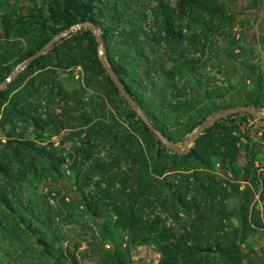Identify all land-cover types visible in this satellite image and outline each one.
Returning <instances> with one entry per match:
<instances>
[{"label":"trees","instance_id":"trees-1","mask_svg":"<svg viewBox=\"0 0 264 264\" xmlns=\"http://www.w3.org/2000/svg\"><path fill=\"white\" fill-rule=\"evenodd\" d=\"M80 24L83 28L51 45L0 92V129L4 133L0 139V237L10 246L23 241L24 235L17 234L21 224L25 234L39 235L34 221H40V214L31 207L23 217L21 202L15 203L13 198L29 184L31 174H36L37 162L44 159L55 169L61 164L56 152L37 147L20 128L24 124L45 133L50 127L53 115L48 113L44 120L39 112L40 72L80 69L92 86L107 85L121 95L101 63L97 36L86 24L103 40L107 62L127 92L174 145L239 106L229 100L235 87L225 74V58H232L236 51V19L223 0H0V86L20 64ZM244 97L246 103L252 100L249 93ZM123 102L141 134L137 138L127 131L124 141L115 136L129 164L125 175L134 193L127 197L148 212L144 213L145 242L159 247V264H201L206 251L218 257L209 264H234L240 257L231 236L216 243L201 236L207 223L216 218L222 223L227 215L226 190L215 176L214 159L219 157L225 167L238 162L243 138L231 127L238 112L216 119L195 139L196 147L184 153L164 145L124 97ZM260 120L264 122V117ZM90 130L95 137L112 132L105 122ZM262 186L264 189V183ZM195 192L202 194V205ZM157 208L177 221H182L181 213L189 216L196 210L197 219L180 222L182 235L178 237L166 219L156 214ZM132 217L127 219L131 222ZM47 221H52L50 213ZM187 235L195 243L189 244ZM41 244L55 264H65L63 251L42 240ZM71 264L79 263L74 259ZM99 264L131 262L126 256L107 252Z\"/></svg>","mask_w":264,"mask_h":264},{"label":"rangeland","instance_id":"rangeland-1","mask_svg":"<svg viewBox=\"0 0 264 264\" xmlns=\"http://www.w3.org/2000/svg\"><path fill=\"white\" fill-rule=\"evenodd\" d=\"M223 1L236 19V51L232 58H225V74L235 87L229 100L238 108L257 103L259 106L252 108L260 111L264 109V0ZM39 75V112L44 120L48 113L53 115L50 127L45 133L24 124L20 128L37 147L56 152L61 164L56 170L44 159L37 162V175L31 174L29 184L13 198L15 203L21 202L23 217L30 207L40 214V221H34L39 235L25 234L21 224L17 230L24 235L20 243L10 246L0 237V264H55L45 254L41 240L63 251L65 264L74 259L79 264H99L107 252L126 256L131 264H159V247L145 242L148 228L144 226V213L148 212L127 197L134 193L125 175L129 174V164L119 148L121 144L115 142L116 135L124 141L127 131L141 138L138 122L126 110L123 96L107 85L92 86L80 69H49ZM246 93L252 99L249 103ZM254 116L238 111L233 119L232 129L243 138L238 162L225 167L219 157L214 159L215 176L226 190L227 215L222 223L220 218L207 223L201 236L208 243L231 236L240 257L234 264H264V171L260 170L264 164V122ZM99 122L108 124L112 132L95 137L90 129ZM3 135L0 129V139ZM185 142L175 145L176 149L183 151ZM190 147H196L195 143ZM195 193L202 205V194ZM162 211L155 210L178 237L182 235L180 222L182 225L197 219L196 210L189 214L191 218L181 213L182 221ZM47 213L52 221H47ZM128 215H133L131 222ZM10 218L17 217L10 214ZM189 231L193 235L191 228ZM245 236L248 238L243 240ZM186 237L189 244L195 243L192 237ZM212 258L218 257L204 252L201 264H209Z\"/></svg>","mask_w":264,"mask_h":264},{"label":"water","instance_id":"water-1","mask_svg":"<svg viewBox=\"0 0 264 264\" xmlns=\"http://www.w3.org/2000/svg\"><path fill=\"white\" fill-rule=\"evenodd\" d=\"M84 24H80V25H76L74 26L72 29H70L69 31L60 34L59 36H57L56 38H54L49 44L45 45L39 52L35 53L32 57H30L27 61L23 62L22 64H20L15 71L6 79V81L4 83H2V85L0 86V92L5 90L8 86V84H10L17 76L19 73H21L23 70H25V68L31 64L33 61H35L36 59L40 58L42 55H44L49 47L51 45H53L55 42L59 41L62 38L67 37L68 35L77 32L79 29L83 28ZM86 26L88 27V29L97 36L98 42H99V55H100V60L101 63L103 65V67L106 69V71L112 75L113 79L116 82V85L118 87V90L120 92V94L129 102V104L135 109V111L137 112L138 116L144 121V123L154 132V134L157 136V138L164 144L166 145L168 148L172 149V150H176L175 145L170 142L165 135L158 129L156 128L153 123L150 121V119L148 118V116L144 113V111L138 107L137 102L133 99V97L127 92L126 88L124 87V85L122 84L121 80L114 74L113 70L111 69L110 65L107 62V59L105 57V48H104V43L103 40L100 38V36L97 35L96 30L92 27L91 24H86ZM238 111H243V112H248L250 114L256 115L258 117H264V109L260 110V111H255L252 107L250 106H243L237 109H231L228 110L225 114H221L218 115L216 117H214L208 124H206L205 126H203L202 128H200L199 130L195 131L190 137L189 139L185 142L184 144V150L182 152L187 153L191 150V143H193L195 141V139L197 137H199L200 135H202L208 128H210L214 122L216 121V119L220 118L221 116L224 115H229L233 112H238Z\"/></svg>","mask_w":264,"mask_h":264},{"label":"crops","instance_id":"crops-1","mask_svg":"<svg viewBox=\"0 0 264 264\" xmlns=\"http://www.w3.org/2000/svg\"><path fill=\"white\" fill-rule=\"evenodd\" d=\"M259 165H260V163H258V166H259ZM261 166H263V167H261L260 170L264 171V164H261Z\"/></svg>","mask_w":264,"mask_h":264}]
</instances>
